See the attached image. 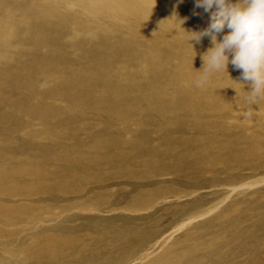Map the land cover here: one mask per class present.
<instances>
[{"label":"rangeland","instance_id":"1","mask_svg":"<svg viewBox=\"0 0 264 264\" xmlns=\"http://www.w3.org/2000/svg\"><path fill=\"white\" fill-rule=\"evenodd\" d=\"M98 1L0 0V39L4 35L2 25L6 32L10 30V20L16 21L18 25L16 39L11 41L10 47H2L3 43L0 44L2 65L25 61L32 49L40 53L33 57L32 67L42 64L43 56L50 51V43L39 38L40 26H35L37 17L42 23L50 22L53 30L57 29L54 34L58 45V51L48 58L54 59L52 73L37 71L29 80L24 77L16 79L13 75L11 82L0 90V94L4 93L6 98L3 102L0 98V117L4 115L0 118V129H5L4 132L0 130V216L14 218L0 222V264H91L93 260L96 264H113V261L125 264L146 252L142 248L132 253L127 251L131 247L130 241L122 240L121 237L124 233L130 239L131 234L127 235L129 224L134 222L138 229L150 222L151 217L156 221L157 215H163L158 223L164 227L169 220V215L156 211L158 207L155 206L146 213H134L127 198L134 195L135 181L139 183L140 180L118 175L117 160L128 158L120 150L129 147L130 143L141 141L155 145L161 142V137L164 138V133L168 130L182 134L177 139L181 145L187 142L190 132L183 124H191L190 114L183 113L182 120L177 122L174 116L179 114L178 111L169 113L153 106H141L132 109L124 118L113 117L98 102L99 91L103 90L101 84L100 87L95 85V91L86 84V92L91 95L88 99L91 97L92 102H85L86 97L83 99L77 91L83 76L79 73L90 70L101 74L103 82L116 87H127V99L136 94L137 97L145 94L154 103L156 98L170 96L183 80L191 78L195 68L203 70L202 56L211 47L210 39L205 36L198 42L189 41L192 35L190 30L197 31V26H191L187 21L185 26L186 23L184 25L176 20L177 9H190L188 0ZM120 4H124L122 7L125 8ZM41 8L45 10L44 15L38 14ZM121 10L126 11L123 13ZM173 16L177 17L174 21ZM163 21L170 27L176 26L173 29L167 28L165 23L162 24ZM219 35L221 37L222 33ZM95 38L105 42L102 50L96 49L97 58L91 62L93 53L88 50L87 55L81 59L86 49L99 41H94ZM208 43L210 46L204 47ZM16 51L23 52L24 59L4 61L7 58L5 56ZM94 64L98 66L96 69ZM156 69L160 71L156 72ZM22 73L23 71L20 72ZM71 73H78L71 95L52 91L53 88L58 90V85ZM87 74L88 77L92 76L91 73ZM153 75L156 76L155 79ZM239 75L240 70L229 63L226 71L221 68L208 74L202 83H197L198 80L190 83L193 85L191 87L196 88L194 94L201 89L230 91L233 90L235 80L241 77ZM223 77H228L229 81L223 82ZM224 85L226 86L222 87ZM248 86V82L241 80V85L234 89L243 91ZM24 98L29 99L28 102L32 104L47 103V110H43L41 117L33 114V110L25 111L24 114L17 112L21 115L15 119L13 110L16 106L12 109L11 102L22 101ZM125 104L128 106V101L125 100ZM183 105L173 109H182ZM223 107V112L216 111V115L212 117L214 122L221 125L218 126L221 129L220 135L239 133L248 138H264V132L261 134L264 131V112H261L262 108L264 111V97L257 98L249 107L224 99L221 103L214 102V107L211 108L221 110ZM185 114L188 115L183 120ZM184 121L187 122L183 123ZM173 137L169 138L168 143L174 145L176 138L174 140ZM40 150L44 151L41 155L38 154ZM247 159L248 157L241 156V160L236 161L241 164L243 161L247 162ZM74 160L89 162V165L79 173L78 168L73 166ZM211 161L215 166H211L208 161L201 162L211 170L227 164L222 160ZM248 170L245 169L242 173L249 175ZM169 177L173 178L174 174L151 177L152 183L146 187L166 184L164 181ZM159 179L164 181L159 182ZM236 198L243 200L246 207L263 202L264 183L255 188V191L247 189L242 196L238 195ZM214 199L215 196H207L202 206L209 205ZM178 202L191 205L193 200L175 201L173 198H164L159 205L179 207ZM229 203L235 205L238 201L235 203L228 198L225 204ZM227 208L221 214L231 209ZM164 211L167 212L166 209ZM252 214L248 213L249 216ZM253 222L255 220L249 221ZM126 254H131L128 255L131 259H126L129 258Z\"/></svg>","mask_w":264,"mask_h":264},{"label":"bare ground","instance_id":"2","mask_svg":"<svg viewBox=\"0 0 264 264\" xmlns=\"http://www.w3.org/2000/svg\"><path fill=\"white\" fill-rule=\"evenodd\" d=\"M188 1L190 2V9H177L176 16H178V19H176V16V18L173 16V21L176 19L182 24L187 21L191 26H197V31H199L207 26L209 22V13L205 12L203 8L196 6L195 0ZM125 4L127 5V3ZM132 4L130 3L129 5ZM122 5L125 6L124 4H120L121 7ZM101 7L102 5H100V8ZM159 7H161V4ZM114 8L118 11V7L116 8V6H114ZM129 8H134V5L132 8L129 6ZM124 11L126 10H121L123 13ZM44 13V9L39 10L38 12L40 15H44ZM171 21L169 22L171 23ZM15 22L16 21L12 20L9 21L10 30L8 32L5 31L4 26L2 25L4 31V35L0 39V44L3 43L2 47H10L11 41L16 39L15 35H17L18 25ZM35 22V26H37V24L40 26L41 36L38 35L39 38L41 40L45 39V41L50 43V51L43 56L42 64H37V67H32L33 57L40 54L39 51H36L35 49H32L28 55H26L27 59L25 61H20L14 65H2L0 63V74H2L0 75V90L6 86V83L11 82L13 75L16 76V79L24 77L26 80H29L37 71H43L45 73L53 72L54 59L48 58L58 51V45L55 41L56 35L54 34L57 29L53 30L51 28L53 26H50V22L42 23L39 20V17L36 18ZM164 23L165 21H163L162 24ZM166 26L167 28L170 27L169 24H166ZM175 26L170 28L173 29ZM185 26H187V23ZM177 27L175 29H181L180 27ZM36 31H38L37 28ZM192 31L196 30L193 29ZM219 34H217V36ZM218 37L221 38L220 35ZM97 40H99V38H95L94 41ZM104 43V41L100 40L92 43V46L86 49L85 55L80 58L83 59L87 55V51L91 50L93 53L91 59L92 62L95 57L97 58L96 49L102 50ZM209 46L210 43L204 47ZM17 53L18 51L5 56V58H7L4 61H12V59H16L17 61L24 59L23 52ZM93 66L94 69L98 67L96 64ZM21 71H23L22 74H20ZM155 71L157 72L160 70L156 69ZM202 71L203 70L200 67L195 68V72H192L191 78L183 80V83L179 84L171 95L169 94L170 96L156 98L154 103L152 98L145 94H140L139 97H137L136 94L134 97L127 99L125 95L127 87H116L111 83L103 82L101 74L92 73L90 70H87L86 73L81 71L79 73L83 76L79 88L77 87V91L81 93L80 95L83 99L86 97L85 102H92L90 100L91 97L88 99V96L91 95L86 92V84L91 90L94 89V91L96 90L95 85L100 87L101 84L103 90L102 92L99 91L98 102H100L101 106H103L108 112H111L112 114H109L113 117L124 118L132 109H138L141 106H153L157 109L167 110L169 113L172 111H178L179 114L174 116V120L177 122L182 120L181 115L183 113H189L191 116L189 119L191 124H183L186 129H189L190 133L187 135L188 141L185 143L182 142V145L177 140L182 137L180 136L181 133L178 134L173 130H168L167 133H164V138L161 137L160 143L152 145L141 141H134L130 143L129 147L120 150L125 153L128 158H119V160H117L118 170L116 167L114 168L117 170L116 173L118 175H125L140 180L139 183L135 181L134 195L130 197V199L127 198L128 202L126 201L134 213H146L148 209L151 210L155 206V208L158 207L156 211H161L162 213H167L169 215V220L164 227L159 226L163 215H157L156 221L151 217V221L148 219L150 222H146L138 229L137 225H134V222L130 223L128 221L127 224L130 223V230L129 232L125 231L127 232V235L131 234L129 235L130 239H127L124 233L121 237L122 240L130 241L131 247H129L127 251L132 253L142 248L146 252L142 254V256L134 257L135 260H127L129 262L125 264H264V201L254 204L255 206L253 207H246L243 200L239 201V199L236 198L238 195L242 196L247 189L255 191V188L264 183V164L262 163L264 161V138L259 136L248 138L239 133H224L220 135L221 129L218 128V126L221 127V125L218 122H214L212 117L216 115V111L223 112L224 107L221 110L211 108L214 107V102L221 103L224 99H229L232 102H239L247 107L253 103H250L247 99L245 91L247 89H243V91L236 90L237 86L239 84L241 85V77H239V79L237 77L238 80H235L232 85L233 90L223 91L219 90V87L218 90L220 92L201 89L199 93L194 94L196 88L191 87L193 85L190 81L193 82L194 80H198ZM87 73H91L92 76L88 77ZM77 74L78 73H71L67 75V77L58 85V90L53 88L52 91L55 93H58L59 91L71 95L70 93L73 90V82ZM152 77L154 79L156 78L155 75ZM218 77L220 76L218 75ZM223 78V82L227 83L229 81L228 77L227 79H225L226 77ZM225 86L226 85L222 87ZM73 96L78 95L73 94ZM263 97V95L260 96V98ZM0 98L2 102L6 99L4 93L0 94ZM27 98H24L22 101H13L9 99V101H13L11 102L12 109L16 106L13 110V115L15 114L16 116L15 119H17V117L19 118L21 115L17 112L24 114L25 111L29 112L33 110V114L36 113L38 117H41L43 110H47V103L39 104V102H37L35 105L28 102L29 99ZM125 100L128 101V106L125 104ZM179 105H183L181 107L182 109H173V107ZM261 112H264L263 108ZM187 115L188 114L184 115L183 120L186 119ZM44 120H41V122L43 123ZM186 122L187 121H184L183 123ZM0 130L4 132L5 129ZM263 132L264 131H262L261 134ZM171 137H173L174 140L176 138L174 145L168 143L170 142L169 138ZM43 152L44 151L40 150L38 151V154L41 155ZM234 153L236 154L233 156ZM241 156L244 158L248 157L247 162L243 161L241 164L237 163L236 160H241ZM203 160L208 161L211 166L214 165L211 160H222L227 162V164L221 166L217 170H211L207 165L202 164L201 161ZM88 163L89 162L74 160L73 166L77 167L80 173L88 167ZM245 169H249V175L245 176V173H242ZM163 174H174V177H169L170 179H166L165 181L164 179H159V182H167L163 185L158 183V185H160L159 187H146V185L152 183L150 180L151 177ZM156 182L158 181L156 180ZM207 196H215L216 199L211 203L209 202V205L206 204L207 206H202V203ZM164 198H173L175 201L192 199L193 202L191 205H184L178 202L177 205H179V207H168L169 205H167L165 208L163 207L164 204L163 206L159 205ZM228 198L235 203L238 201V203L235 204L236 206L233 203L225 204ZM156 204H158V206ZM198 204L200 206H198ZM227 207H230L231 209L221 214V212ZM163 209H166L167 212ZM248 213L253 214L252 216H249L251 214L248 215ZM13 219V216L8 218L0 216V222H6L7 220ZM254 220L255 222L249 223V221L251 222ZM158 221L160 222L158 223ZM142 223H144V221ZM119 234L121 235L122 232ZM128 255L131 256V254ZM126 259L131 258L129 257ZM92 263L96 264L97 262L93 260L91 261V264ZM113 264L116 263L113 261Z\"/></svg>","mask_w":264,"mask_h":264},{"label":"clouds","instance_id":"3","mask_svg":"<svg viewBox=\"0 0 264 264\" xmlns=\"http://www.w3.org/2000/svg\"><path fill=\"white\" fill-rule=\"evenodd\" d=\"M209 13L207 26L190 31V40L209 37L211 47L202 56L203 71L197 83L229 63L248 82L247 99L254 103L264 94V0H195ZM227 29L225 32L224 30ZM223 33L217 39V34Z\"/></svg>","mask_w":264,"mask_h":264}]
</instances>
